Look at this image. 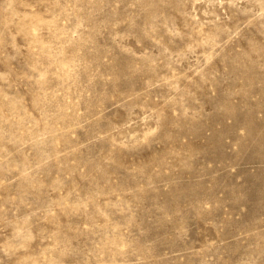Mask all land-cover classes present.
Instances as JSON below:
<instances>
[{
	"label": "rangeland",
	"instance_id": "1",
	"mask_svg": "<svg viewBox=\"0 0 264 264\" xmlns=\"http://www.w3.org/2000/svg\"><path fill=\"white\" fill-rule=\"evenodd\" d=\"M0 264H264V0H0Z\"/></svg>",
	"mask_w": 264,
	"mask_h": 264
}]
</instances>
